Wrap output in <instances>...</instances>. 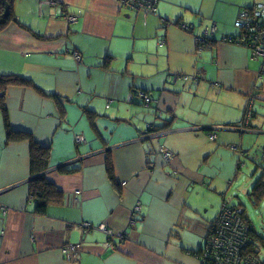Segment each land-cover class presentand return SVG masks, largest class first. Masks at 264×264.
Listing matches in <instances>:
<instances>
[{"label": "crops", "instance_id": "0c3cea01", "mask_svg": "<svg viewBox=\"0 0 264 264\" xmlns=\"http://www.w3.org/2000/svg\"><path fill=\"white\" fill-rule=\"evenodd\" d=\"M41 1L10 0L27 12L0 29V75L28 81L5 88L0 111V264H202L223 204L257 237L241 198L264 206V57L243 44L239 16L264 0H158L154 14L117 0ZM211 27L212 41L195 40ZM249 97L256 134L241 141ZM6 123L49 149L41 176L57 198L44 213L29 190L31 142L10 141ZM147 124L157 130L145 140ZM254 154L258 166L240 170L236 158ZM69 245L79 252L63 254Z\"/></svg>", "mask_w": 264, "mask_h": 264}, {"label": "built area", "instance_id": "2783aa9c", "mask_svg": "<svg viewBox=\"0 0 264 264\" xmlns=\"http://www.w3.org/2000/svg\"><path fill=\"white\" fill-rule=\"evenodd\" d=\"M59 0H42L39 8L44 7H57ZM120 7L136 11L147 13H156L158 0H117ZM264 17V4H254L251 10H245L239 16V24L243 28L244 35L251 40L252 34L254 40L249 45L253 46L254 54L264 57V28H260L258 22ZM65 19L74 23L76 17L69 15ZM215 28L210 29L213 33ZM225 42L232 43L233 39H226ZM244 43V41H243ZM247 45V46H249ZM75 58L81 60V56L75 53ZM180 80L189 79L188 76L179 78ZM139 97L145 100L148 104L151 99L145 94H140ZM251 115L250 109L248 110V116ZM215 135H210L211 141L215 140ZM76 143L84 141L82 136L75 137ZM163 156L166 161L170 157V154L163 152ZM78 193V192H77ZM138 205L135 207V211H139ZM86 229H91L92 226H83ZM99 230L104 231L109 237L112 233L106 230L104 226L99 227ZM207 244L204 251L201 254L202 264H262L259 257L256 255L258 249L256 246H251L250 228L242 219L240 213L234 208L223 204L219 210V213L211 224L209 233L207 235ZM228 245V246H226ZM108 246V244H107ZM80 248L77 245H69L62 249L63 254H77Z\"/></svg>", "mask_w": 264, "mask_h": 264}, {"label": "trees", "instance_id": "16d2710c", "mask_svg": "<svg viewBox=\"0 0 264 264\" xmlns=\"http://www.w3.org/2000/svg\"><path fill=\"white\" fill-rule=\"evenodd\" d=\"M9 5H10V0H8ZM3 6L0 1V19H2V23L0 24V29L8 23V21L11 18V14L4 19L2 17L3 15ZM178 23V22H177ZM244 34V32H243ZM252 42L247 37H244V45H249ZM28 81L25 79H20L18 77L14 76H9V75H0V111L5 113V108H4V90L9 86L10 84H15V85H27ZM142 94H145L142 92ZM147 97H149L152 101V97L149 96V94H145ZM142 104L150 106L151 102L146 104L144 99H141ZM108 108V106H106ZM6 117V115H5ZM161 119V118H159ZM148 125V124H147ZM7 127V137L10 141H23V140H28L31 142V154H30V171H31V176L36 177V179H33L32 181L29 182V190H30V195L31 197H35V201L37 204L36 212L37 213H44L46 205L51 201V199H56L57 192L51 186L48 184V182L41 176V173L44 172L47 167H48V162H49V149L36 143L33 142L31 139V135L26 132H17L13 131L12 129L9 128L8 124L6 123ZM147 127V126H146ZM147 132L150 133H155V130H152V128H147ZM209 136L212 134V132L207 133ZM208 136V138H209ZM210 140V139H209ZM211 141V140H210ZM214 141V140H213ZM110 160V159H109ZM69 172H72L73 169H68ZM75 170V169H74ZM107 171L109 172V175L111 173V163L110 161L107 162ZM256 191V188L254 192ZM217 217V216H216ZM209 233V232H208ZM252 234V229L250 230V236ZM208 235V234H207ZM251 238V237H250ZM259 240H261V236H257ZM251 243V246H254ZM207 244V239L204 241V245L201 248V251L203 252Z\"/></svg>", "mask_w": 264, "mask_h": 264}, {"label": "water", "instance_id": "95a60500", "mask_svg": "<svg viewBox=\"0 0 264 264\" xmlns=\"http://www.w3.org/2000/svg\"><path fill=\"white\" fill-rule=\"evenodd\" d=\"M1 1V3H2V6H3V15H2V17L4 18V19H6L9 15H10V12H11V7H10V5H9V3H8V0H0ZM58 5H59V2H58ZM53 8H55V7H53ZM177 22H179V21H177ZM2 23V19H0V24ZM70 23V22H69ZM193 25V24H192ZM194 25L193 26H191V27H189V29H190V31H191V29L193 30L194 29ZM212 28H214V27H211L210 29H212ZM200 29H202L201 27H200ZM210 29L208 30L207 28L202 32H200L199 34H197V35H195L194 37H195V40L197 41V42H199V43H202V44H207L208 42H210V41H212L211 40V38H210V35H213V33H211L210 32ZM251 40L252 41H255L254 40V35L252 34V36H251ZM182 81H185V80H182ZM252 117V116H251ZM240 123V122H239ZM239 123H237L236 124V127H235V132H239L240 134H241V141H242V136L243 135H250V134H256V133H253V132H244V131H242V130H240L239 129ZM250 125V124H249ZM147 127H146V130H145V136H147L148 135V133L149 132H147V128H152V130H157V128H155V126L153 127V126H150L149 124L148 125H146ZM251 127V126H250ZM214 129L213 128H202V129H200V131H213ZM243 132V133H242ZM156 133V132H155ZM155 133H150V134H155ZM150 138H153V137H151V136H147V138L145 139V140H148V139H150ZM158 138V137H157ZM240 145H242V144H240ZM252 146H254V143H252ZM233 148L234 149H236V150H240L241 149V147L240 146H233ZM166 150L165 148H163L162 147V149L161 150ZM241 151H242V149H241ZM168 153V152H167ZM243 153V152H242ZM242 159V160H241ZM256 160H257V158L255 157V154L254 155H252L251 157L250 156H245V155H243L242 157H237L236 158V165L238 166V168H240V170H242L243 168H247L248 166H249V164H251V165H253L254 166V169H255V167H257L258 166V164H257V162H256ZM37 177V176H36ZM36 177H31V178H29L28 179V182H30V181H32L33 179H36ZM244 208V207H243ZM245 209V208H244ZM92 229V228H91ZM261 242H264V238L263 237H261V240H260Z\"/></svg>", "mask_w": 264, "mask_h": 264}, {"label": "rangeland", "instance_id": "374dc122", "mask_svg": "<svg viewBox=\"0 0 264 264\" xmlns=\"http://www.w3.org/2000/svg\"><path fill=\"white\" fill-rule=\"evenodd\" d=\"M33 1L34 0H27V7L29 8L30 6H32L33 4ZM58 6V5H57ZM11 7V6H10ZM28 10V9H27ZM27 11H21V10H17L15 9V11L13 12V8H11V12L10 14L12 13H15L17 16L20 15H25ZM151 14H154V13H151ZM69 16V15H67ZM216 33V32H215ZM225 42V41H224ZM225 43H228V42H225ZM252 102H253V98L252 97H249L248 100H247V103L245 105V108H244V116H243V119L241 120V122L239 123V129L242 130V131H248V130H251L250 128V120H251V116H252ZM250 109L251 111V115L248 116V110ZM76 142V141H75ZM170 158V157H169ZM169 158L167 160H169ZM241 203H242V206L245 207L246 209V216L250 218L251 220V223H252V227L254 229V234L256 236H261L264 238V232H262V230H260V226L258 225V222H255V218L254 217H257L261 214V210L264 208V206H262L261 210L260 209H257V210H254L253 209V206L251 205L249 199L247 196H243L241 198ZM262 214L264 215V213L262 212ZM259 226V230L256 229V226ZM251 238V242L254 246H256L259 250L262 249L261 251V254L264 255V247H260V244L258 241H260L257 237H254L253 234H251L250 236ZM256 238V239H255ZM261 242V241H260ZM260 252V251H259ZM259 255L260 258H262V255Z\"/></svg>", "mask_w": 264, "mask_h": 264}, {"label": "bare ground", "instance_id": "6f19581e", "mask_svg": "<svg viewBox=\"0 0 264 264\" xmlns=\"http://www.w3.org/2000/svg\"><path fill=\"white\" fill-rule=\"evenodd\" d=\"M226 246H228V245H226ZM256 255L259 257V252H258V253H256Z\"/></svg>", "mask_w": 264, "mask_h": 264}]
</instances>
